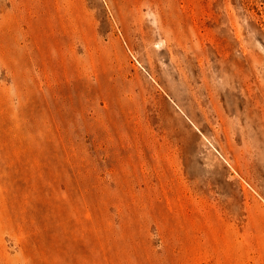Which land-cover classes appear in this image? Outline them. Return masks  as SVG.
I'll return each mask as SVG.
<instances>
[{
  "label": "rangeland",
  "instance_id": "obj_1",
  "mask_svg": "<svg viewBox=\"0 0 264 264\" xmlns=\"http://www.w3.org/2000/svg\"><path fill=\"white\" fill-rule=\"evenodd\" d=\"M0 264H264V0H0Z\"/></svg>",
  "mask_w": 264,
  "mask_h": 264
}]
</instances>
